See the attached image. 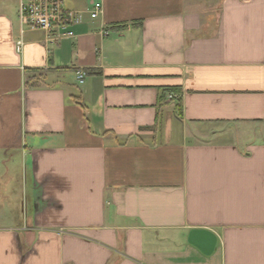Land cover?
<instances>
[{
	"label": "crops",
	"instance_id": "obj_1",
	"mask_svg": "<svg viewBox=\"0 0 264 264\" xmlns=\"http://www.w3.org/2000/svg\"><path fill=\"white\" fill-rule=\"evenodd\" d=\"M25 1L0 0L25 197L0 264H264V0H65L83 21L55 43Z\"/></svg>",
	"mask_w": 264,
	"mask_h": 264
},
{
	"label": "built area",
	"instance_id": "obj_2",
	"mask_svg": "<svg viewBox=\"0 0 264 264\" xmlns=\"http://www.w3.org/2000/svg\"><path fill=\"white\" fill-rule=\"evenodd\" d=\"M102 10V4L96 3L91 18L97 19ZM19 18L26 30L43 32L50 43L73 37L67 30L83 21L81 13L65 9V0H27L20 6ZM86 76L84 70H77L80 84L84 83Z\"/></svg>",
	"mask_w": 264,
	"mask_h": 264
},
{
	"label": "rangeland",
	"instance_id": "obj_3",
	"mask_svg": "<svg viewBox=\"0 0 264 264\" xmlns=\"http://www.w3.org/2000/svg\"><path fill=\"white\" fill-rule=\"evenodd\" d=\"M243 131V130H242ZM254 136H264V129L259 131L254 129ZM22 158L0 157V215L5 211H12L15 215L22 213L24 207V195L22 189L23 182ZM11 221H0V226H10Z\"/></svg>",
	"mask_w": 264,
	"mask_h": 264
},
{
	"label": "trees",
	"instance_id": "obj_4",
	"mask_svg": "<svg viewBox=\"0 0 264 264\" xmlns=\"http://www.w3.org/2000/svg\"><path fill=\"white\" fill-rule=\"evenodd\" d=\"M172 92H176V90H172ZM164 97H166V96H164ZM176 108H177V111H178V112H181V110H182V106H181V102H180V100L177 101V106H176ZM156 127H157V126H156ZM156 127L154 126V129H155Z\"/></svg>",
	"mask_w": 264,
	"mask_h": 264
}]
</instances>
